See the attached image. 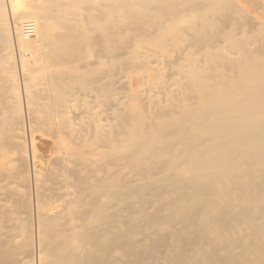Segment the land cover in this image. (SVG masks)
I'll use <instances>...</instances> for the list:
<instances>
[{"label":"bare ground","instance_id":"bare-ground-1","mask_svg":"<svg viewBox=\"0 0 264 264\" xmlns=\"http://www.w3.org/2000/svg\"><path fill=\"white\" fill-rule=\"evenodd\" d=\"M16 1L5 0L7 12H0V24L6 21L14 38L4 37L0 46V264H264V106L260 117L250 110L225 115L230 105L210 99L220 95L210 90L216 84L233 89L223 74L230 68L239 84L254 80L256 92L264 93V21L248 15L247 0L140 2L157 17L135 10L136 1L123 25L120 18L108 26L97 22L92 38L76 26L82 7H52L19 22ZM257 2L264 8V0ZM192 10L203 11L214 29L192 16L187 20L200 31L181 29ZM118 62L137 65L142 74L136 71L131 82L129 73L111 69ZM97 70L83 89L75 85L79 75ZM69 79V89L53 87ZM200 99L201 107L213 102L214 113L194 124L201 115L187 109L200 108ZM144 112L153 121H139ZM221 116L224 122L215 121ZM120 135L150 146L140 173L141 179L158 175L155 182L108 170L117 165L111 144H121ZM170 135L182 136L179 145L200 158L197 168L214 166L215 172L203 171L200 187L169 186L159 176L168 164L159 154L177 147L167 142ZM211 149L241 157L244 169L229 175L225 168L221 175V156ZM211 194L220 198L199 203ZM164 216L197 222L173 233V221L160 224ZM152 223L159 228L133 237ZM214 228L231 235L221 242Z\"/></svg>","mask_w":264,"mask_h":264},{"label":"rangeland","instance_id":"rangeland-1","mask_svg":"<svg viewBox=\"0 0 264 264\" xmlns=\"http://www.w3.org/2000/svg\"><path fill=\"white\" fill-rule=\"evenodd\" d=\"M136 1H137V6H135V10L139 11L142 14H146L148 12L149 14L154 15L155 17L158 16L156 9L150 7L149 5H146L145 7H143L140 2L145 1L146 3H149V2L160 3L161 0H36V4H34L35 3L34 0L33 1L32 0H18L16 2H12L11 5H12V9L16 11V13L18 12L16 17L19 22L26 18H29L30 15H38V14L43 15L46 13H50V11L52 10V7H57L59 9H66L67 7H70V6L82 7V11L76 15V20H75L76 26H78L77 28L79 30L81 28L80 30L81 32H87L89 36L92 38L99 31V29L97 28V22H99L101 26H108L113 23H116L117 18H120L121 20H119V24L123 25L124 21L127 19L126 11L131 8V5L129 3L136 2ZM89 4L91 5L93 4L94 7L93 6L90 7L91 5ZM245 4L248 5V6L246 5L247 7L246 11L248 15L252 17H256L258 15L260 21L261 20L264 21V8L258 7L257 0H255V2L251 0H247L245 1ZM19 5L21 8H19ZM111 5L112 7H110ZM6 7L7 6L5 3V0H3L2 6H0V12L3 11L2 13H6L7 12ZM215 11L216 9L213 7L212 13L213 12L215 13ZM24 12H26L27 14ZM203 13H204L203 11L201 12H197L195 10L190 11V15L186 16V22L178 26L181 29L191 30L193 32L200 31L197 25H191V23H189V20H187L189 19V17L192 16L199 23H202L205 27L214 29L215 27L214 22L212 20H207L205 16L203 15ZM103 14H104V17L102 18L101 15ZM170 24H171L170 22H167L166 26H170ZM92 25H94V27ZM8 30H9L8 23H6V21H3L2 25L0 24V46L6 45V43L4 42V37L12 39L14 41L13 34L9 33ZM16 30L19 33L22 32L21 24L17 27ZM227 32H231V31L227 30ZM148 46L153 49L159 48V45L157 43H153V44L150 43ZM233 52H236V51L233 50ZM173 58L175 57L172 56V58H169V61H167V64L163 65L164 71L167 72L172 68V63L170 59H173ZM108 64L109 63L107 62L106 59L101 60V66H103L104 68L107 69ZM65 68H66V71H70L69 67H65ZM119 68L122 69L124 74L129 73L131 75L130 77L131 82H133L134 80V75L136 74V71L138 72L139 75L142 74V71L137 65L131 66L123 62L122 64L121 62L115 63L114 66L112 65L111 69L118 70ZM77 72L74 71V73H77ZM79 73H83V71L80 70ZM97 74L98 76L100 75L99 70L93 71L86 76L79 75L78 80L76 79L75 85L83 89L84 87H83L82 81L86 79H95L96 77H98ZM223 74L225 75V79L227 80V82L233 85V89L232 88L230 89L226 85L216 84L212 88H210V90L212 91L216 90L220 92V95H218L217 93H214L210 96V99L212 100L213 98H217L220 102H225L230 105V108L223 111L225 115L230 112H235L239 114L246 110L247 111L250 110V112L254 114L256 117H260L261 116L260 108L264 106V93L256 92L257 88L254 87L255 81L248 80L246 81V83H244V85L239 84L237 77H235V68L227 69L226 71H223ZM66 81L67 80H60L56 84L54 83L53 87L56 89H61L63 87H66L67 89H69L70 83L72 81L71 79H69V81L67 82ZM242 86H249L250 89L242 90ZM252 87H254L253 90H251ZM248 95H255L256 97L257 96L259 97H257L256 99H249ZM204 103L205 101L200 99L199 102L196 103V106L198 107L200 106V108L190 107L187 109L188 114H196L198 116L201 115L200 117L195 118L192 123L196 124L198 121L206 119V117H209L212 113H214L215 106L211 104L213 102H210V103L208 102L207 106L201 107V105L202 106L205 105ZM142 120L148 121V122L153 121V119L149 117L148 114L145 112L139 115V121H142ZM215 121L224 122L225 118L221 116V117L216 118ZM172 127L173 125H168L166 129H172ZM194 127L196 128V125ZM151 130H156V129L152 127ZM119 138L124 140L121 144H117L116 142L111 144L112 152L115 155L114 160L117 165H112V164L109 165L108 170L113 171L115 169H118L120 170L121 175H123L124 177H128L132 180H136L137 182H152V181L155 182V180L158 178V175L147 174L145 175L143 179H141L142 176L140 173L141 171H143L144 165L148 164L149 162L147 155L150 152V146L142 144L140 141H138L136 137L127 138L125 135H120ZM166 140L167 142L171 144L177 145V147L175 148V151L173 153L161 152L159 154V157L167 161L168 163L167 167L164 170L160 171L159 173L160 177H164L165 184H168L169 186L178 185V186H181L182 188L189 185V186H193L196 188V187H200L203 184V180L201 179L202 178L201 176L203 175V171L210 172V173L215 172L214 166L208 167L207 169H203V171L197 168L200 158L189 155L188 153L185 152V148L182 147L184 145L183 144L182 146L179 145L182 143V140H183L181 135H177V136L170 135V136H167ZM210 152H211V155L215 156L219 154L221 156L220 158V163L222 164V168L220 169L222 173L221 175H224V176L227 175L223 171L225 168L228 169L227 173L229 175L233 174L234 172H238L244 169V162L242 161L241 157H239L238 159L237 158L233 159L229 151L220 152L218 150L211 149ZM109 159H110V156H106L102 160L109 161ZM216 162L217 161L215 160L214 163ZM180 165H182V167ZM178 167H180V169ZM252 169L257 170V167L253 166ZM215 185H218V186L220 185V178H216ZM189 192H192V190H190ZM217 198H220L219 194H211L210 197L203 196L199 199V203L200 204H205V203L211 204L213 203V200ZM220 200L223 203H227L229 199H220ZM165 218L168 219L170 222L173 221L172 218L164 216L160 224L164 223ZM198 220H201V218H199ZM196 222L197 221H194L189 218H179L177 222L173 221L172 222L173 225L169 226L168 229L169 231L173 233H176L180 230L185 232L188 228H192L194 224H196ZM128 225L129 224H127L126 222L121 221L119 227H121L122 229H126L128 228ZM159 226L160 225L158 223L148 224L145 226L144 230L133 234V237L139 238L144 233H147V232L149 233L153 229L159 228ZM232 232H234L233 227H232ZM211 234L214 237H216V239L220 240L221 242H224L223 239H225L226 237L228 238L231 235V233H229L227 230L222 231L218 228H214ZM233 235L235 236L236 233L234 232ZM118 254H119V249L115 247L112 251V259L116 258Z\"/></svg>","mask_w":264,"mask_h":264}]
</instances>
